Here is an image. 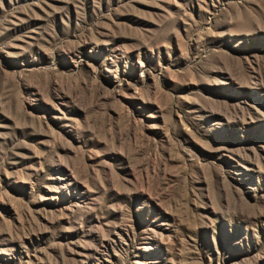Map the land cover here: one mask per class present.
<instances>
[{
    "label": "rangeland",
    "instance_id": "1",
    "mask_svg": "<svg viewBox=\"0 0 264 264\" xmlns=\"http://www.w3.org/2000/svg\"><path fill=\"white\" fill-rule=\"evenodd\" d=\"M0 264H264V0H0Z\"/></svg>",
    "mask_w": 264,
    "mask_h": 264
}]
</instances>
